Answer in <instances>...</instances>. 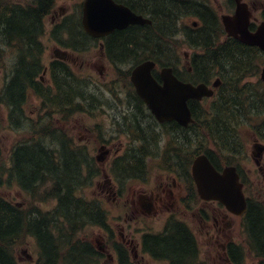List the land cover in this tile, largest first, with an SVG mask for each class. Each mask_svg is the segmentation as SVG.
<instances>
[{
    "label": "trees",
    "instance_id": "trees-1",
    "mask_svg": "<svg viewBox=\"0 0 264 264\" xmlns=\"http://www.w3.org/2000/svg\"><path fill=\"white\" fill-rule=\"evenodd\" d=\"M54 3L55 0H0V44L15 53L11 77V114L21 110L17 108H20L29 87L37 90L48 105L54 103L53 107L44 105L45 108L59 112L70 107L75 99L72 94L88 90L84 80L73 76L67 67L58 62L52 65L56 93L52 94L48 87L38 89L36 77L43 70V45L40 36L44 31V19ZM127 3L131 4L129 0ZM145 3L156 7L150 14L152 25H132L110 34L106 44L112 62L157 59L154 56L157 52L148 50L151 47L164 46L172 55L176 52L177 18L182 14L179 13L178 1L172 0L170 5L166 0H137L135 8L137 9L138 4ZM74 21L76 23L72 28L77 32V18ZM205 21L202 28L209 25L210 30L201 38L197 30L193 31L188 35L186 43L190 47L199 46L204 50L203 54L193 58L198 65V72H201L199 62L205 66V72L217 69V74L222 80L217 96L208 110H201L197 102L189 104L193 121L187 127H181L173 121L158 125L153 118V122L165 133L171 134L167 151L161 156L178 158L177 165L186 176H190L192 159L201 151H204L215 165L219 162H237L244 156L243 129L264 139V84L259 79L255 82L248 80L258 75L260 66L264 63V53L257 47L243 45L233 38L218 43L220 24L215 19ZM134 44L137 46L135 54ZM202 76H205V73H202ZM117 77L127 84V70L118 69ZM2 97L3 91L0 100ZM135 98L140 112L144 109L143 102ZM75 108H80V104L75 103ZM137 118L140 119L139 116ZM155 129L158 130V127ZM200 130H203L204 136ZM48 132L49 130L43 128L39 139L34 140L33 134V140L21 143L11 150L10 173L29 190L31 200L25 207L0 195V264H19L13 251L27 236L35 238L41 250V259L37 264H41L42 260V264H97L100 253H97L88 241H71L70 238L77 237L85 218L107 228L104 214L97 202L86 201L75 194L74 187L70 184L73 180L70 178V171L73 169L76 177L77 166L66 163L67 160L74 162L72 158H65L63 167L58 170V166L53 162L52 151L44 143V135ZM155 140L157 141V137ZM62 156L60 154V157ZM77 156L78 153H75L74 157ZM1 159L0 151V166ZM48 181L52 182L51 189L61 188L63 191L50 189L43 194L36 191ZM49 199L57 200V205L50 210H42L34 202ZM262 214L261 203L248 197L247 212L243 220L249 236L250 250L257 254L262 251L259 239ZM148 238L149 236L145 237V244ZM152 239V252L172 256L171 264H182L184 253L193 250L192 242L184 230L176 234L169 233L165 237L153 236ZM84 253L89 258H86ZM118 253L120 264H131L125 250H119Z\"/></svg>",
    "mask_w": 264,
    "mask_h": 264
},
{
    "label": "rangeland",
    "instance_id": "rangeland-1",
    "mask_svg": "<svg viewBox=\"0 0 264 264\" xmlns=\"http://www.w3.org/2000/svg\"><path fill=\"white\" fill-rule=\"evenodd\" d=\"M17 1V0H15ZM21 1V0H18ZM248 2H254L256 5V11L254 12V17L256 18L255 22H259L263 19L264 14V0H247ZM80 0H56L53 9H58L62 7L68 10L70 15L73 11L77 12V4ZM225 9V4H221ZM73 13V14H74ZM53 12H50L45 20V31L41 37L42 44L44 46V53L42 56V62L45 66L49 65L50 61L53 58V49L54 47H62L56 39L51 35L52 27L50 26ZM67 34H62L61 40H65ZM3 51L0 52V88L5 80V68L8 67V61L11 57L10 53H6L5 49L0 46ZM74 51L78 58L75 57L74 61H69L73 71L78 74L80 77H84L88 83L92 86V90L111 91V87L114 89L113 92L121 94L123 97L122 102L125 101V91L120 88V83L115 79L114 67L110 64H104L101 69V74H98L97 67H99L103 62L99 56V50L97 43L89 47V50L80 51L81 54L75 50ZM189 49L186 46L179 48L177 54L180 58H183L184 52H188ZM68 62V61H67ZM128 64L122 65V68H126ZM115 79V80H114ZM50 78L49 75H45L44 83L47 84ZM257 78H251V81H256ZM97 96L101 97L100 102L94 103L93 109L91 112H75L71 116L65 114H57L54 112L52 119L49 122L48 129L57 128L61 130L66 137L71 139V143H74L76 146L85 147L88 158L94 171L92 175L84 180L78 189V193L86 199H96L101 202L103 205L107 219L111 226L114 228L115 235L119 238V231L122 234H132L137 241L140 240L141 233L145 231L149 226L154 230H160L162 228L163 216L160 213H154L151 216L144 217L142 215H137L132 210L131 201L133 198H136L138 193L137 181L134 179H125L122 184H119L114 175L110 171L111 183L114 186V191H106L102 187L104 184L103 177V167H108L112 162L111 159H107L106 164L98 165L93 160L92 157H95L98 152V148L102 141H107V144H110L113 148L126 144L128 146L131 141L126 136V134L118 130V126L115 123L116 117L120 114V107L116 106L119 102L113 100L112 97H109L108 100L105 98L106 93H96ZM106 104H109L107 107ZM103 105L107 109V112L103 109H100V106ZM205 105V103H204ZM24 116L23 121H19L17 126L12 125L10 120H8L7 109L0 106V150L2 155V167L0 168V195L3 197L14 200L17 202L26 203L28 196L24 190L20 188L14 177L9 176L8 169L11 165L10 163V149L11 147L20 141H24L29 137L28 124L33 120L37 119L38 116L43 115V110L41 108V101L32 93L28 95L25 103L23 105ZM116 114V115H114ZM42 122V121H40ZM44 122V121H43ZM242 135L245 140L246 159L241 163L246 164L244 167H251L253 171H256V166L251 159L250 151L254 141L253 135L249 130L243 129ZM264 142V141H261ZM262 165L264 166V157ZM83 176H86V166L82 168ZM260 176L253 177V184L251 191L254 195H258L261 201L264 202V169L263 173H260ZM154 181H158L157 173L154 172L152 175ZM55 204V201L52 202H40V207L42 209H48ZM172 214H175L180 219L186 221L190 227L196 232L198 238V243L200 247V254L203 264H213L211 257L215 255L214 246L209 245L207 240L204 238V235L198 230L197 223L192 218L190 213H185L182 207L174 209ZM237 223L236 227V240L238 243L244 245L242 238H244V233L239 229V217L235 219ZM79 236L82 239L90 241L95 247L101 244H108L107 236L103 229L98 226H86L84 227ZM98 240V242H97ZM27 249V253H30L33 258L37 256L38 247L34 239L29 238L26 242L19 244L15 249V256L20 262V264H29L27 255L22 251ZM130 250V248H129ZM111 259L104 257L101 263L99 264H117L116 256L113 251H110ZM138 259L141 258V250H138ZM134 255V252H132ZM251 258V257H250ZM252 259V258H251ZM247 258L246 264H253V261ZM134 264H163L155 260L150 256H145L144 259L137 261L135 257ZM253 260V259H252ZM166 264V263H164Z\"/></svg>",
    "mask_w": 264,
    "mask_h": 264
},
{
    "label": "flooded vegetation",
    "instance_id": "flooded-vegetation-1",
    "mask_svg": "<svg viewBox=\"0 0 264 264\" xmlns=\"http://www.w3.org/2000/svg\"><path fill=\"white\" fill-rule=\"evenodd\" d=\"M128 1V0H127ZM120 0L118 2H126ZM131 2L130 8L134 10L135 12L139 11L141 13L145 12V14L149 15L152 11L155 10L156 7L150 6L148 4H138L137 9L135 8V2L137 0H129ZM169 4L172 0H166ZM178 1L179 4V12H182L181 17L178 20V33H181L183 36L185 35V32H198L199 38H201L204 34H206L210 27L209 25H205L204 28L203 24L206 22L205 20L209 19H215L216 21H220V15L222 13H231L234 10L235 3L233 0H175ZM248 4H252L251 7L253 9V13L256 11V5L254 2H248L245 0ZM128 4V3H127ZM221 4H226L225 7L231 8L230 10H226L222 7ZM172 5V4H170ZM137 10V11H136ZM264 11V10H263ZM54 14L52 16L51 24L53 25L55 22L56 24H59L62 20H64L68 14V10L59 7L58 9H53L52 11ZM134 37H136V34H134ZM228 39V36H225L223 32L217 37V42L221 43L224 40ZM105 38L97 41H101L102 45L99 43V56L101 57V61L105 64L108 63V59L106 57L105 51H104V42ZM107 47V46H106ZM137 49L136 44H134V51ZM196 53L201 54L202 49L195 50ZM55 54H59L58 51H55ZM75 53L66 50L65 54H62V56L65 57L66 60H62L64 62L66 61H74L75 57L78 58V56L74 55ZM192 53H184V57L182 60H179L175 63L174 71L177 72L176 74L183 78L186 81L189 82H199V81H205L208 85H211V79L209 77H201L202 74L199 75V77L194 81L191 79L192 75L196 73L195 69L198 67V65L194 64L191 60ZM67 63V62H66ZM201 73L207 74L212 70H209L207 72L204 71V67L202 62H199ZM104 65L101 67H97L99 70L103 68ZM158 67V66H157ZM156 67V69H157ZM213 67V66H212ZM47 70L50 68V64L47 65ZM199 80V81H198ZM216 90L214 91V95L216 94ZM115 97L116 94H113ZM205 99L209 98H203L201 101L198 102L199 108H203L201 104L204 103ZM123 100V99H122ZM122 100L119 101V107L122 104ZM126 103V102H125ZM127 107L124 108L128 109V114H131V117L133 116L134 112L136 111V108L131 103H126ZM117 106V104H115ZM121 108V107H120ZM123 111L121 108L120 111ZM116 115V114H114ZM121 115V114H119ZM132 127L129 128V132L135 129L134 135L139 138L135 141L137 146H142L143 142L145 143V146L147 149H151L153 147V139L152 134L154 131L153 128V122L149 116H147V120L145 119L144 115H140V119L138 120V123L132 124ZM148 137V138H147ZM147 138L146 141H144ZM106 147L109 150V155L107 156V159H111L112 162L114 160L117 161L118 167L117 169H123L122 163L125 160H128L129 166H125L126 168H130L133 173H135L136 177H132L134 180L137 181V188L138 191H141L138 193L136 198H133L131 201L132 209L135 214H141L150 215L151 213H160L163 216H166L164 222L166 225L164 226L162 232L166 229H173L176 233L179 231H183L186 233V235L190 238L192 242V252H186L183 255L184 260L187 257H196L198 260V264H203L200 254V247L198 243V238L196 236V232L190 225L180 219L175 214H172L171 212L178 208L182 207L185 213H190L192 218L197 223L198 230L204 235V238L207 240L209 245L214 246L215 249V255L214 257H211V260L213 264H246L247 258L251 259L253 261V264H264V215L262 214V220L260 224V248L262 251L259 252V254L255 252H241L238 250L239 244L238 239L236 240V227L237 223L235 221L236 216L226 210V208L220 204L218 201L215 200H201L197 197V195H194L193 191H196L195 185L193 181L188 180L185 176V174H176L174 172H169L166 170H158L157 173L158 181H154L152 179L151 170L149 167H146V161H151L153 159L152 156L144 155V152H141V154H135L131 156L123 155L125 151V147L123 144L113 148L110 144L106 143ZM139 148V147H138ZM137 148V149H138ZM264 154L261 159V164L263 160ZM112 162L109 164L108 167L111 166ZM264 166H261L260 170L257 171L259 173H263ZM244 175L246 178V183L249 185V187L253 184V172L251 167H244L243 166ZM121 176V175H120ZM106 177V174H105ZM111 181L108 179H105V183L102 185L103 188L106 189V191H114V186L110 183ZM245 186V183H244ZM187 191L189 194L187 195ZM238 218V217H237ZM239 229L242 230L244 233L245 227L241 225V220L239 221ZM122 240L130 247L131 251L134 252L139 250V247L143 246V242L139 243L135 240L132 234H122L120 232ZM144 236V235H143ZM153 237V236H152ZM249 238V236H248ZM246 241V238H242ZM98 242V240H97ZM148 242L153 245L154 239L148 238ZM247 244H249V241H246ZM137 248V249H136ZM102 250H105V254H107L108 249L102 248ZM26 255L27 258L32 259L28 253L27 249L22 250ZM141 258L137 261L144 259L145 256H153L155 258L161 259L162 261L160 263H167L170 264L169 260L171 259V256L168 258V256L163 255L164 257L160 256L161 253L155 254L152 252L151 248L142 247L141 248ZM139 255V254H138ZM107 257H111L109 254ZM251 257V258H250ZM135 262V260H134ZM190 264H193L194 262L191 260L189 262ZM184 264H187L185 262Z\"/></svg>",
    "mask_w": 264,
    "mask_h": 264
},
{
    "label": "water",
    "instance_id": "water-1",
    "mask_svg": "<svg viewBox=\"0 0 264 264\" xmlns=\"http://www.w3.org/2000/svg\"><path fill=\"white\" fill-rule=\"evenodd\" d=\"M235 2L234 14L222 16L226 32L244 44L258 46L264 50V21L255 31H250L251 13L248 6L241 0ZM81 22L88 34L100 37L128 24L150 23V20L135 14L114 0H84ZM153 67V61L145 60L131 70L130 80L136 93L158 121L174 120L186 126L192 121L187 101L209 96L212 90L203 83L193 85L178 80L172 74L171 68L162 69L160 75L162 83H158L151 74ZM260 77L264 81V67L261 69ZM214 85H217V82H214ZM254 147L257 150L256 155L260 157L264 145L255 144ZM191 172L201 198L219 200L229 211L238 215L245 211L246 200L234 166H227L219 172L207 156L201 154L194 159Z\"/></svg>",
    "mask_w": 264,
    "mask_h": 264
}]
</instances>
